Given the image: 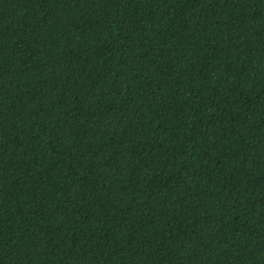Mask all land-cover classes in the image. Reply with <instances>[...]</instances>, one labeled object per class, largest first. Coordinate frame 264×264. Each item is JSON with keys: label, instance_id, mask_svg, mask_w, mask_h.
I'll list each match as a JSON object with an SVG mask.
<instances>
[{"label": "trees", "instance_id": "obj_1", "mask_svg": "<svg viewBox=\"0 0 264 264\" xmlns=\"http://www.w3.org/2000/svg\"><path fill=\"white\" fill-rule=\"evenodd\" d=\"M0 264H264V0H0Z\"/></svg>", "mask_w": 264, "mask_h": 264}]
</instances>
